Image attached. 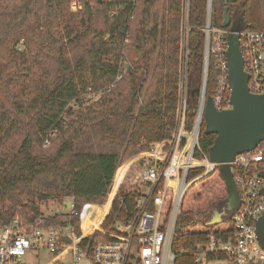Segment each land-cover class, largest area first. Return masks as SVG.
Listing matches in <instances>:
<instances>
[{
    "label": "trees",
    "instance_id": "trees-1",
    "mask_svg": "<svg viewBox=\"0 0 264 264\" xmlns=\"http://www.w3.org/2000/svg\"><path fill=\"white\" fill-rule=\"evenodd\" d=\"M78 1L82 9L74 13L70 0H0V220L31 218L41 213L39 202L70 197L79 211L70 221L87 241L136 211V157L151 144L169 147L185 49L191 132L209 0ZM226 7L229 33L237 23L264 30V0H212L211 27L222 28ZM215 83L211 57L208 96ZM88 93L99 94L86 100ZM215 139L204 122L195 160L200 150L210 155ZM203 171L190 169L188 180ZM228 196L219 170L190 186L175 227L176 264H192L209 234H232ZM216 209L223 220L210 225Z\"/></svg>",
    "mask_w": 264,
    "mask_h": 264
},
{
    "label": "built area",
    "instance_id": "built-area-1",
    "mask_svg": "<svg viewBox=\"0 0 264 264\" xmlns=\"http://www.w3.org/2000/svg\"><path fill=\"white\" fill-rule=\"evenodd\" d=\"M70 9L77 13L82 4L70 0ZM208 12H211L210 6ZM205 33L203 78L197 93L192 130L187 135L190 85L186 63L188 50L185 49L177 127L167 149L162 150L159 143L151 144L149 151L135 160L136 211L132 217L116 220L108 230L84 241L70 221L79 216L74 201L68 213L57 216L40 213L23 218L14 215L8 221L0 220V264H176L172 246L185 194L194 180L219 170L221 165L211 161L201 150V160L194 158L195 150L199 148L208 98L212 99L217 111L233 108L226 57L229 32L211 27L208 22ZM237 34L244 69L249 75V90L262 95L264 30H241ZM211 57L215 64L216 83L208 96ZM122 76L119 74L117 80ZM114 85L106 90L110 91ZM98 94L88 93L85 99L92 100ZM228 164L238 193V203L231 215L232 234L226 239L215 233L209 234L206 242L195 249L192 264H264V249L256 230L257 221L264 214V195L261 193L264 178L260 176L264 172V140L255 149L237 154ZM195 167H202L204 171L189 181L188 173Z\"/></svg>",
    "mask_w": 264,
    "mask_h": 264
},
{
    "label": "water",
    "instance_id": "water-1",
    "mask_svg": "<svg viewBox=\"0 0 264 264\" xmlns=\"http://www.w3.org/2000/svg\"><path fill=\"white\" fill-rule=\"evenodd\" d=\"M228 1L234 0H226ZM209 0V6H210ZM210 22L208 12L207 23ZM230 24L228 7L224 11L222 28L226 29ZM242 28L234 26L227 37L228 50L226 53L229 83L232 88L231 103L233 108L226 111H217L209 97L205 110V124L207 133L216 134L215 142L210 150L209 159L219 162V172L227 184L230 211L234 210L238 203V193L233 183L229 162L237 154L251 151L264 140V94L256 95L250 92L248 87L249 75L244 69V60L237 32ZM231 35L235 37V47L231 43ZM199 88L192 91V95L199 92ZM264 178V172L260 173ZM261 193L264 195V188ZM223 220V213L217 209L214 211L209 224H218ZM258 240L264 249V214L256 224Z\"/></svg>",
    "mask_w": 264,
    "mask_h": 264
},
{
    "label": "rangeland",
    "instance_id": "rangeland-1",
    "mask_svg": "<svg viewBox=\"0 0 264 264\" xmlns=\"http://www.w3.org/2000/svg\"><path fill=\"white\" fill-rule=\"evenodd\" d=\"M210 11H211V4H212V0H210ZM236 27L239 26V23H237L235 25ZM231 43L233 48L235 47V37L234 35H231ZM18 47L23 50L24 49V45L22 43H20L18 45ZM45 148L49 147V143H45ZM140 157H136V161L139 159ZM127 163H121L119 165V167L117 168V172L115 175V181H116V187H119L120 184L123 182V180L125 179L124 177V171H125V167H126ZM191 181V180H190ZM193 181V180H192ZM196 180L193 181V183ZM192 183V184H193ZM191 184V185H192ZM190 188V187H189ZM188 191V190H187ZM111 197H107L105 204L110 201ZM72 203H73V199L70 197L67 198H63L60 200H48V201H44V202H39V206L41 208V213L48 215V216H54V215H59L61 213H68L71 209H72ZM103 204V205H105Z\"/></svg>",
    "mask_w": 264,
    "mask_h": 264
},
{
    "label": "flooded vegetation",
    "instance_id": "flooded-vegetation-1",
    "mask_svg": "<svg viewBox=\"0 0 264 264\" xmlns=\"http://www.w3.org/2000/svg\"><path fill=\"white\" fill-rule=\"evenodd\" d=\"M227 203H229V198L227 199Z\"/></svg>",
    "mask_w": 264,
    "mask_h": 264
}]
</instances>
